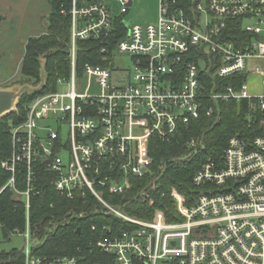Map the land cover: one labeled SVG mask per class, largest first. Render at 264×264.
Here are the masks:
<instances>
[{
  "label": "built area",
  "instance_id": "1",
  "mask_svg": "<svg viewBox=\"0 0 264 264\" xmlns=\"http://www.w3.org/2000/svg\"><path fill=\"white\" fill-rule=\"evenodd\" d=\"M59 3L70 20L69 74L56 80L54 92L26 105L25 120L9 129L10 155L0 161L9 174L0 194L11 190L25 207L24 232L11 233L25 239L24 264H80L76 256L49 258L29 246L37 242L29 210L40 171L60 197L79 199L83 206L92 200L95 214L125 226L101 225L92 253L97 260L88 264H264V93L251 95L246 84L250 71L264 87V70L248 66L264 62V0H197L191 16L178 0H158L156 21L145 25L124 21L129 0ZM235 19L241 36L225 40L227 22ZM117 23L124 33L109 50ZM87 40L99 43L107 66L85 64L78 72L76 42ZM114 53L132 61V71L119 70L127 77L121 84L112 81ZM241 75L237 89L222 90L217 82ZM208 81L212 101L248 100V110L261 115L260 133L251 140L232 136L219 162L202 160L191 178L198 193L189 204L177 192H161L179 221H167L163 204L153 208L150 220L125 214L106 196L124 195L138 180L135 197L154 207L151 195L158 192L165 165L154 166L150 140L169 144L189 129L204 107ZM214 111L206 109L207 116ZM189 147L194 154L203 145L191 139ZM20 174L22 189L16 186ZM84 215L72 211L63 221Z\"/></svg>",
  "mask_w": 264,
  "mask_h": 264
},
{
  "label": "trees",
  "instance_id": "2",
  "mask_svg": "<svg viewBox=\"0 0 264 264\" xmlns=\"http://www.w3.org/2000/svg\"><path fill=\"white\" fill-rule=\"evenodd\" d=\"M197 0H178L181 8L190 15V9ZM50 8L47 18V28L43 34L29 37L23 47V55L20 63V75L25 82L40 81L42 60L44 61L45 82L43 88L34 94L23 95L17 104L16 111L0 120V161L10 155L11 138L9 129L12 125H18L25 120V107L36 97L56 90V80L66 77L70 71L69 47H70V20L67 15L60 12L59 0H47ZM191 16V15H190ZM124 33V28L117 23V31L112 36L109 50H112L116 40ZM243 35V34H242ZM241 36V22L237 19L229 20L223 31V37L228 41H236ZM100 53V45L93 40L76 42V70L81 71L85 64L106 67ZM243 75L231 79L217 81L223 90L228 86L236 89L244 80ZM211 81L205 82V93L202 97L204 107L198 119L194 120L188 130H184L174 138L171 143H162L158 139H151L149 155L153 159L154 166L165 165V170L158 179V192L151 197L155 200L154 207H149L146 202L136 198L138 188L141 187L138 180H133L137 186L124 195L106 196L113 204L121 205V211L129 216L150 220L155 207L163 204L168 222L179 221L174 216L173 205L168 198L161 199V192H177L182 195L189 204L198 191L192 184L193 172L199 163L206 157L220 161L227 141L232 136H239L245 140H251L260 133L259 121L261 115L258 112H250L249 101H212L209 99ZM214 108V113L207 116L206 109ZM250 114L251 121L247 123ZM191 139L201 143L197 153L189 147ZM186 157V160L181 158ZM23 174L17 176V188L22 189ZM9 174L0 169V189L6 183ZM37 193L31 197L29 210V226L37 242L32 246L33 254L52 257L76 256L80 264H88L97 260L92 256L95 250L94 241L99 236L103 223H113L115 229H124L121 222L111 216L95 214L92 211L94 202L89 201L88 206H83L79 199L70 201L60 197L48 183L47 174L40 171L37 180ZM52 206V207H51ZM164 210V209H163ZM85 212L82 218H69V212ZM91 224L97 226V230H91ZM26 214L24 204L14 199L13 192L6 189L0 194V235L6 240L15 230L24 232ZM0 264H24V256L21 249L13 248L9 251H0Z\"/></svg>",
  "mask_w": 264,
  "mask_h": 264
},
{
  "label": "rangeland",
  "instance_id": "3",
  "mask_svg": "<svg viewBox=\"0 0 264 264\" xmlns=\"http://www.w3.org/2000/svg\"><path fill=\"white\" fill-rule=\"evenodd\" d=\"M114 14L119 13L120 7L114 6ZM158 0H133L132 6L124 15V21L129 24H151L158 16ZM50 8L47 0H0V89L19 91L24 89L31 94L37 90L44 81V74L37 84L33 81L27 83L20 75V63L23 55V45L29 37L43 34L47 28V18ZM112 81L115 84L125 82L126 75L119 76V70L125 73L132 71L130 57L114 53L111 56ZM258 67L264 70V62L248 63V66ZM248 92L255 94L264 93L261 86V78L252 74H246ZM60 92H66L67 87L59 86ZM204 191V190H202ZM34 242H30V247ZM25 247V239L20 234H11L9 239L0 235V251H9L13 248Z\"/></svg>",
  "mask_w": 264,
  "mask_h": 264
},
{
  "label": "water",
  "instance_id": "4",
  "mask_svg": "<svg viewBox=\"0 0 264 264\" xmlns=\"http://www.w3.org/2000/svg\"><path fill=\"white\" fill-rule=\"evenodd\" d=\"M132 4H133V0H129L128 6L131 7ZM42 74H44L45 76L43 60H42V66L40 72V80ZM44 82H45V78L44 81L41 83V86L31 94L40 91L43 88ZM25 94H29V93H27L24 89H20L19 91H12L9 88L0 89V120L8 116L10 113L16 111V107L19 99Z\"/></svg>",
  "mask_w": 264,
  "mask_h": 264
},
{
  "label": "crops",
  "instance_id": "5",
  "mask_svg": "<svg viewBox=\"0 0 264 264\" xmlns=\"http://www.w3.org/2000/svg\"><path fill=\"white\" fill-rule=\"evenodd\" d=\"M24 46V45H23ZM256 92H254V93H251V95H257V94H255Z\"/></svg>",
  "mask_w": 264,
  "mask_h": 264
}]
</instances>
